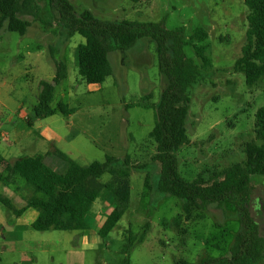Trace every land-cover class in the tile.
<instances>
[{
	"label": "rangeland",
	"instance_id": "rangeland-1",
	"mask_svg": "<svg viewBox=\"0 0 264 264\" xmlns=\"http://www.w3.org/2000/svg\"><path fill=\"white\" fill-rule=\"evenodd\" d=\"M70 1L78 12L87 9L102 20L164 21L167 29L185 26L187 36L197 27L206 29L208 37L201 44L207 46L212 65L188 87L190 143L177 152L178 171L192 181L201 171L245 161L244 143L255 137V114L264 105V77L249 85L245 74L234 68L248 25L244 0ZM38 3L41 19L29 17L32 23L26 34L0 29V144H6L0 146V154L9 159L44 154L57 171H65L69 163L54 153L56 149L92 167L109 158L123 163L127 156L131 164H146L145 169L108 170L98 178L103 187L95 204L110 197L112 208L124 209L100 244L99 264H200L227 255L241 228L235 205L210 203L187 218L182 198L157 189L160 169L153 159L156 143L149 136L155 110L141 103L146 94L157 103L165 87L154 42L143 38L126 51H110L112 73L102 83H87L76 58L77 45L85 38L79 33L67 37L50 0ZM51 46L68 72L56 86L47 106L51 112L46 113L40 105V81L55 74ZM184 52L202 64L191 44L184 46ZM61 103L74 110L61 112ZM27 104L36 106L40 115L26 114ZM251 180L256 190L249 210L264 233V175L252 174ZM2 188L0 181V193ZM11 217L0 201V219ZM147 222L144 240L124 252L127 231L140 234ZM257 264H264V259Z\"/></svg>",
	"mask_w": 264,
	"mask_h": 264
},
{
	"label": "trees",
	"instance_id": "trees-1",
	"mask_svg": "<svg viewBox=\"0 0 264 264\" xmlns=\"http://www.w3.org/2000/svg\"><path fill=\"white\" fill-rule=\"evenodd\" d=\"M244 3L248 7V25L234 68L245 74L247 84L254 85L264 77V0H244ZM50 4L56 22L65 29L67 37L79 33L85 38L77 45L76 58L79 73L87 83H102L112 73L110 51H126L143 38L154 42L165 87L157 103L150 101L152 94L142 96L141 103L155 110V125L149 136L156 143L153 159L159 163L160 169L157 189L182 198V209L187 218L210 203L235 205L241 228L228 254L205 259L200 264H257L264 259L262 226L249 210L256 190L251 175H264V105L255 114V137L244 143V162L201 171L192 181L186 180L178 171L177 152L181 146L190 143L186 127L190 107L188 87L202 79V69L212 65L207 46L201 44L208 37L206 29L197 27L187 36L185 26L167 29L164 21L102 20L90 10L78 12L70 0H50ZM40 13L38 0H0V29L24 35L32 23L29 17L40 20ZM186 44L194 47L202 60L201 65L185 54ZM56 51L54 46L50 47L55 64L54 76L51 80L40 81V105L46 113L51 112L47 106L56 86L68 72L66 64L56 57ZM58 108L65 114L74 110L63 103ZM35 114L40 115V111L36 110ZM54 153L69 163L65 173H58L46 165L44 154L15 160L0 155V180L14 186L27 200V205L38 210V216L32 222L36 230L87 228L84 218L103 187L98 178L106 171L122 166L128 169L146 167L145 163L131 164L128 156L123 163L117 158H109L94 167H85L59 149ZM145 186L150 187L149 173L145 176ZM0 200L11 208L7 198L0 195ZM123 212L122 207L112 208L98 229L99 235L105 238ZM148 227L147 222L140 234L129 229L123 251L127 252L135 243L142 242Z\"/></svg>",
	"mask_w": 264,
	"mask_h": 264
},
{
	"label": "crops",
	"instance_id": "crops-1",
	"mask_svg": "<svg viewBox=\"0 0 264 264\" xmlns=\"http://www.w3.org/2000/svg\"><path fill=\"white\" fill-rule=\"evenodd\" d=\"M37 109L31 104L23 107L26 114H31ZM12 118L13 115L10 114L9 119ZM0 146L3 149L6 144L2 143ZM44 162L58 173H65L69 168L67 166L65 171H57L46 162L45 156ZM1 170L0 166V172ZM0 181L4 185L0 195L10 201L11 208L0 201L12 215L9 219H0V264H99L103 237L99 235L98 229L112 210L108 201L110 197L98 204H95L97 201L95 200L84 218L87 224L85 229L36 230L32 227V222L38 216V210L29 207L27 200L14 186Z\"/></svg>",
	"mask_w": 264,
	"mask_h": 264
}]
</instances>
